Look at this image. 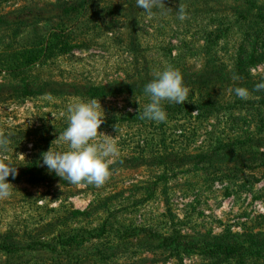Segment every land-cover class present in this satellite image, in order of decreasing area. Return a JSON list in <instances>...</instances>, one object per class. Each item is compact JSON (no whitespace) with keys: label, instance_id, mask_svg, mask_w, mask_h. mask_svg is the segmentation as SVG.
I'll list each match as a JSON object with an SVG mask.
<instances>
[{"label":"rangeland","instance_id":"374dc122","mask_svg":"<svg viewBox=\"0 0 264 264\" xmlns=\"http://www.w3.org/2000/svg\"><path fill=\"white\" fill-rule=\"evenodd\" d=\"M64 1L69 8L62 7ZM129 1L135 13L124 22L118 6L125 4L116 5L120 14L112 27L104 20L103 4L97 6L101 13L94 12L90 8L95 3L88 0H0V16H7L0 30L10 28L0 31L8 37L0 41V51L12 45L29 47L41 32L54 29L83 44V49L40 62L20 78L40 85L70 83L71 94L6 97L0 102V138L8 140L7 150L0 147V165L17 169L15 177H8L10 196L0 199V264H240L205 257L203 250L216 236L244 240L264 232V168L235 176L225 164L220 142L239 144L237 133L254 135L256 141L264 137L257 130V108L248 111L251 103L245 99L240 104L243 100L235 92L227 93L226 109L221 97L202 119L201 111L178 114L169 109L176 104L165 101L166 122L137 117L147 96L96 100L102 106L100 132L109 135L98 139H111L119 149L105 183L72 184L41 166L42 153L68 126L67 105L88 101L74 93L131 74L154 75L167 65L180 72L200 69L205 37L215 21L231 24L240 3L251 0H162L152 15L136 0ZM179 4L184 20L178 18ZM257 4L264 8V0ZM37 17L39 25L32 22ZM21 19L37 27H21L16 37L14 23ZM240 37L235 31L222 40V59H234ZM251 73L264 77V64ZM0 81L17 80L6 73ZM188 89L186 100H192L195 90ZM233 102L235 107H230ZM53 149L64 151L67 145L57 141ZM247 264H264V259Z\"/></svg>","mask_w":264,"mask_h":264},{"label":"trees","instance_id":"16d2710c","mask_svg":"<svg viewBox=\"0 0 264 264\" xmlns=\"http://www.w3.org/2000/svg\"><path fill=\"white\" fill-rule=\"evenodd\" d=\"M129 0H88L91 4L95 3V7L90 8L94 12L101 13L97 6L103 4L102 10L104 12L105 22H116V5L121 11V18L124 22L132 17V12L135 13V8L131 10L128 8L126 2ZM87 2V3H88ZM130 2V1H129ZM62 7L69 8V3H62ZM23 11H19L22 15ZM236 17L233 22L225 23V20L217 19L215 21L214 30L207 32L205 37V44L202 47L201 57L204 56V62L200 69L194 70L188 67L183 69L181 74L186 86H193L194 99L186 100L183 105L176 104L175 107L169 108L170 110L177 109L178 114H190L195 110L201 111L202 114L199 119H202L212 113L217 102L220 98H225L221 101V106L225 105V109L229 106V98L227 93L234 92L236 87H245L249 90V97L247 101L251 104L247 109L252 111L254 108L258 111L257 117L259 124L257 130L264 131V90L256 91V85L264 82L263 76H254L251 70L259 64H264V8L257 4V0H251L248 4L245 2L240 3V7L235 10ZM7 16H0V21H4ZM39 17L35 18L32 22L41 23ZM14 25L18 29L14 32L18 37L19 29L21 27L36 28L37 24L30 23L27 20L21 19L15 22ZM12 26V25H10ZM113 27V25H112ZM9 29H2V32H8ZM62 30L54 29L49 33L41 32L42 37L38 38L37 43L29 47H21L15 45L7 46L5 50L0 51V75L13 74L16 82L4 83L0 81V102L5 98L19 99L32 96H57L64 97L70 93L68 89L72 87L70 83L65 82H49L42 83H28L26 77L20 79L25 72H29L31 67L38 65L44 60L53 58L54 56H63L72 53L76 49H83V44H78L70 37H62L59 33ZM130 34L137 37V31L134 27L129 28ZM237 31L239 37L242 38L241 43L238 45L234 59L230 58L228 62L220 57L221 42L227 39L230 33ZM64 32V31H62ZM1 43L8 41V37L0 36ZM239 77L233 79V77ZM154 75L149 73L145 75L131 74L126 79L109 83L100 86H83L82 93H74L75 95L84 96L86 100H104L108 97H115L120 94H130L132 96L143 95L144 86L153 79ZM3 80V79H2ZM236 96V95H235ZM7 100V99H6ZM239 101L244 104V100ZM235 102L230 107H235ZM166 108V107H165ZM231 109V108H230ZM262 116V118H261ZM169 118V115H167ZM237 143L228 144L226 141L220 140L222 148H224V158L227 159L225 164L231 169L233 174L243 173L246 170H257L264 168V151H261V146L264 145V137H258L255 140L254 135L237 133ZM167 151V150H166ZM258 154L259 157L255 155ZM170 156V154H167ZM199 157H203L200 155ZM37 182V181H36ZM77 215H83L78 212ZM264 238V232L253 234L250 238L235 239L232 236H216L214 242L205 250L203 254L205 257L211 259H225L227 261L239 262L240 264H247L250 261H261L264 259V244L261 240ZM260 238V240H256ZM5 248V246H1ZM11 250V249H7Z\"/></svg>","mask_w":264,"mask_h":264},{"label":"clouds","instance_id":"9594fccd","mask_svg":"<svg viewBox=\"0 0 264 264\" xmlns=\"http://www.w3.org/2000/svg\"><path fill=\"white\" fill-rule=\"evenodd\" d=\"M161 2L162 0H136L137 6L148 15H152L153 9L159 7ZM176 11L178 18L184 20L186 13L182 4H179ZM255 87L256 91L264 90V82ZM188 91L181 72L174 66L167 65L155 71L153 79L144 86L143 92L148 97V102L143 106L139 104L137 117L141 120L166 122L167 112L163 102L183 105ZM234 92L241 99L249 96V90L245 87H236ZM101 107V103L98 104L95 99L70 102L67 105L68 126L53 141L52 147L42 153L41 166H46L49 172L72 184L86 182L96 187L102 186L111 175L109 165L112 158L118 155L119 149L111 139H98L109 136L100 132L103 123L99 111ZM57 141L65 143L67 150H54L53 145ZM7 145V138H0V147L7 150ZM16 174V168L0 165V199L10 196L12 184L8 177H15Z\"/></svg>","mask_w":264,"mask_h":264}]
</instances>
